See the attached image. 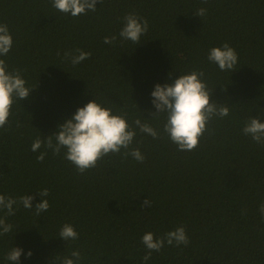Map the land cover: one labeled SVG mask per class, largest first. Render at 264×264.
Masks as SVG:
<instances>
[{
	"label": "trees",
	"instance_id": "obj_1",
	"mask_svg": "<svg viewBox=\"0 0 264 264\" xmlns=\"http://www.w3.org/2000/svg\"><path fill=\"white\" fill-rule=\"evenodd\" d=\"M96 7L72 17L52 0H0V24L13 38L0 58L33 87L0 128V194L31 195L35 207L36 192L47 188L50 205L39 217L22 206L7 217L13 231L0 236V264H9L12 247L23 249L19 264H61L75 250L79 264H264V146L242 132L251 117L264 122V0H98ZM133 12L149 24L138 45L119 37ZM113 35L114 44L103 42ZM224 43L238 54L235 71L207 59ZM77 48L91 57L73 66L64 53ZM194 70L204 71L210 99L230 111L209 122L195 150L178 151L162 131L165 115L152 118L151 92ZM93 99L133 127L139 118L160 132L153 139L136 129L130 147L143 162L122 149L81 174L63 152L31 151L34 139ZM65 223L77 240L59 237ZM179 226L187 246L165 244L143 261L146 232L160 237Z\"/></svg>",
	"mask_w": 264,
	"mask_h": 264
},
{
	"label": "clouds",
	"instance_id": "obj_2",
	"mask_svg": "<svg viewBox=\"0 0 264 264\" xmlns=\"http://www.w3.org/2000/svg\"><path fill=\"white\" fill-rule=\"evenodd\" d=\"M98 0H52V7L64 14L72 17L86 15L89 11L97 10ZM102 2V0H100ZM206 3L207 0H204ZM206 8H199L194 14L198 17L206 15ZM148 21L138 16L136 13H128L123 18V27L119 32V37L131 41L138 45L141 37L148 31ZM117 36L105 37V44H114ZM13 46V38L7 24H0V57H5ZM59 55V53H58ZM66 60L75 66L91 57L90 52H85L79 48L64 53ZM207 59L218 66L221 71H235L238 62V54L235 49L224 43L219 47L209 49ZM203 70L192 71L188 74L179 75L163 85L156 84L151 92L152 105L156 112L152 118L165 115L163 133L168 136L172 143L177 145L178 151H193L200 143V138L206 131L207 125L213 118L223 119L229 115V107L212 101L207 84L204 81ZM33 88V87H32ZM32 88L26 86V81L22 76L21 69L9 70L6 61L0 58V128H4L16 100H24L29 97ZM133 127L128 123L126 114H113L108 107L102 106L95 99L79 107L71 118L65 120L57 126V131L49 135L46 139L37 137L31 144V151L37 152L42 147L51 150L55 156H60L73 164L79 173L95 168L99 160L109 154H119L123 149L125 157L131 156L138 162H143L145 157L139 148L130 147L136 136V129L139 132L151 136L153 139L160 138V132L147 122H142L139 118L133 121ZM242 132L245 136L264 146V122L257 117H251L244 125ZM46 152L41 151L37 156L38 161H43ZM40 197V203L35 207L32 205L33 196L25 194L18 198L0 194V212L5 215L0 217V236L11 233L13 225L6 222L8 216L15 215L22 206L24 209L33 210L39 217L41 213L49 209V202L46 197L49 190L36 192ZM151 206L149 199L143 201L142 207ZM260 212L264 217V203L260 205ZM78 232L68 223H65L60 231L59 237L65 241H75L78 239ZM142 244L148 250L142 258L148 261L152 252H160L167 245L187 246L189 237L183 226L156 237L152 232H146L141 238ZM22 248L12 247L6 255L9 264H19ZM32 252L27 253L31 257ZM82 259L79 250L71 252V258L64 257L61 264H79Z\"/></svg>",
	"mask_w": 264,
	"mask_h": 264
}]
</instances>
